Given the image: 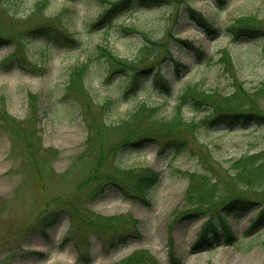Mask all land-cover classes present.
Wrapping results in <instances>:
<instances>
[{
    "label": "rangeland",
    "instance_id": "obj_1",
    "mask_svg": "<svg viewBox=\"0 0 264 264\" xmlns=\"http://www.w3.org/2000/svg\"><path fill=\"white\" fill-rule=\"evenodd\" d=\"M19 1L17 18L3 19L10 29L5 35L11 41L0 48V111H7V116L15 120H28L32 116L29 94H37L39 119L34 126L39 128L34 136L36 143L31 145L33 162L29 152L27 159L22 152L10 155L11 139L4 127L0 128V200L6 202L0 209V264H120L134 253H139L137 257L147 254L144 256L148 262L141 264H264V226L247 233L256 210L226 216L235 236L243 240L241 244L232 246L221 241L203 250H195L193 245L208 214L183 219L179 215L191 205L185 199L189 180L184 172L206 171L200 157L206 155L207 148L222 168L229 167L240 156L260 150L264 147V125L251 124L248 129L233 131L199 129L196 138L205 144L200 151L192 138H189L192 148L178 153L171 149L158 153L156 143L141 150H121L118 156L121 166L149 167L161 173L150 205L127 199L112 189L86 202L87 190L78 188L97 164L98 150L95 149L99 138L95 134L93 155L88 157L89 131L82 102L65 95L72 67L90 58L89 78L94 81L90 96L94 103L104 105L89 107L91 123L116 124L143 103L160 106L163 115L170 117L180 92L190 84L200 83L198 86L205 90L231 93L232 78L223 73L217 62L198 61L193 51L175 40L169 49L184 67L164 59L143 74V89L128 95H125L126 76L119 74L108 82L103 80L101 65L106 66V62L98 57L99 45L108 46L121 58L136 60L144 41L137 34L124 35L120 26L137 27L158 40L165 36L164 27L169 18L170 23L176 20L174 36L200 47L205 59L215 60L216 50L228 46L237 67L233 78L238 76L249 91H254L264 82V37L233 42L226 28L241 16L251 15L264 21V0H225L223 4L217 0H172L154 7L136 4L113 22L95 27L102 11L100 0H49L44 17L37 18L32 11L37 0ZM188 7L200 12L218 33L207 35L189 18ZM49 17L61 21L80 45L69 47L65 40L60 44L54 28L50 29L51 35H33L36 38L26 42L30 61L27 69L8 63L17 49L19 34ZM57 27L60 29V24ZM156 70L172 86L170 95H161L155 87ZM107 102L111 104L107 106ZM184 114L187 119L198 121L205 112L184 108ZM22 126L27 133L33 131L30 125L23 123ZM106 138L110 142L115 140L110 130ZM103 166L109 167L107 163ZM57 208H63L57 224L45 228L37 225L44 213ZM84 208L95 215H132L139 220L142 237L106 251L95 233L87 231L85 235L79 219H73L76 223L71 224L72 209L83 212ZM84 235L90 241V257L79 259L75 242ZM68 236L71 238L67 239ZM171 254L177 261L171 259Z\"/></svg>",
    "mask_w": 264,
    "mask_h": 264
},
{
    "label": "trees",
    "instance_id": "obj_2",
    "mask_svg": "<svg viewBox=\"0 0 264 264\" xmlns=\"http://www.w3.org/2000/svg\"><path fill=\"white\" fill-rule=\"evenodd\" d=\"M223 4L225 0H217ZM19 0H0V47L10 43L9 36H6L10 29L3 22L5 17L14 19L19 15ZM49 0H37L33 5V17L37 18L45 14V9ZM102 11L95 21L94 27L113 22L123 11L132 8L134 5H144L148 7L161 6L171 3L172 0H100ZM189 18L193 20L208 35L218 33L214 25L207 20L200 12H196L191 7ZM172 18V16H171ZM58 22V23H57ZM173 22L170 18L164 27L165 36L163 39L155 40L147 31H143L134 26L121 25L124 35L137 34L143 39V46L140 49L136 60H129L117 56L111 48L106 45H99V58H104L106 66L101 65L103 80L110 81L116 75L122 74L127 77V87L125 95L137 93L143 89V74L153 70L157 65L165 60H170L175 66L184 67L172 56L169 49L171 41H177L182 47L194 52L198 61L216 62L220 65L224 74L232 78L234 90L231 93H221L216 90H205L200 88V83L186 86L179 94L175 110L170 117L164 116L160 106L142 104L130 114L121 119L116 124L109 125L106 122L98 124L90 121L89 107H104L94 103L92 96V85L94 83L90 76L91 58L83 63L72 67L69 80L65 87V95L73 96L82 102V109L88 127L89 136L86 152L88 157L93 155L92 143L95 141V134L98 135L99 142L97 164L86 176L83 184L78 190L86 191V202L94 201L103 196L109 189L120 193L123 197L133 201H140L150 205L152 191L160 181L161 173L149 167H123L118 163V156L121 150H141L150 143L159 146L158 153H165L168 149L181 152L184 149H191L189 138H192L199 145V151L205 144L199 142L196 134L199 129L233 131L236 129H248L249 125L261 127L264 125V82L254 91H249L244 83L233 78L237 72V67L230 49L225 46L217 50L218 58L205 59V53L196 47L191 41L180 39L173 34ZM109 23V24H110ZM57 24H60L56 28ZM177 24H175L176 27ZM57 31L56 36L61 44L65 40V45L69 47L79 46V42L72 37L67 27L54 17H49L43 23L33 25L20 33L17 39V49L8 58V63L17 65L21 69H27L29 57L26 51L27 41L35 37L33 35H51V30ZM233 42L241 38H262L264 37V21L255 16L238 17L232 25L226 28ZM62 35H61V33ZM64 33V34H63ZM36 38V37H35ZM168 39L167 43L165 42ZM163 55V56H161ZM141 66H139V65ZM157 69V68H156ZM179 73V69L177 71ZM154 85L160 89V93L170 95L172 86L167 79L158 71L154 73ZM37 94H29V106L32 112L28 120H15L7 116V111H0V128L4 127L5 133L11 139V154L22 152L26 157L30 153L31 145L36 143L35 135L39 127V109L37 104ZM110 105L111 102H107ZM184 108L192 109L196 112H205L198 121L187 119ZM10 119V120H9ZM12 119V120H11ZM11 123V124H10ZM25 123L33 128L31 133L25 132L22 124ZM29 123V124H28ZM107 130L111 131L114 141L106 138ZM206 155H202L201 163L206 171H185V176L189 180L185 199L191 205L189 209L181 212L180 219L192 217L201 213L208 214V219L201 225L199 234L193 248L203 250L214 247L218 242H225L228 245L238 246L243 240L233 233L226 216L235 212H248L256 210L257 214L252 220L247 233L251 234L256 229L264 225V147L258 151L247 153L234 159L227 168L220 167V162L211 156L209 148L205 150ZM208 158V159H207ZM27 159V157H26ZM207 159V160H206ZM103 163L109 167L105 168ZM6 202L0 200V209L4 208ZM63 208L44 213L38 220L37 225L42 228L50 227L58 223V214ZM71 224H75L73 219L82 222L83 230L95 233L102 241V246L106 251L126 244L129 240L140 239L142 237L139 228V220L129 214L116 216L95 215L86 208L83 212L72 209L70 213ZM83 238L75 242L79 250V259L89 258L90 241ZM71 237H67L70 239ZM85 245L83 248L81 244ZM251 245V244H250ZM250 245L248 248L250 249ZM134 253L120 264H141L148 262L144 254L137 257ZM171 259L175 260L171 254Z\"/></svg>",
    "mask_w": 264,
    "mask_h": 264
}]
</instances>
